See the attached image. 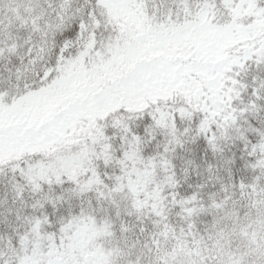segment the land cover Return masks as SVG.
I'll return each mask as SVG.
<instances>
[{"label":"snow or ice","instance_id":"6c2138e0","mask_svg":"<svg viewBox=\"0 0 264 264\" xmlns=\"http://www.w3.org/2000/svg\"><path fill=\"white\" fill-rule=\"evenodd\" d=\"M0 264H264V0H0Z\"/></svg>","mask_w":264,"mask_h":264}]
</instances>
